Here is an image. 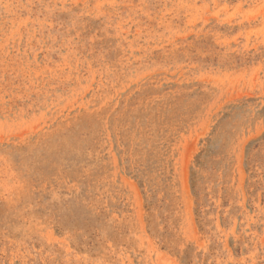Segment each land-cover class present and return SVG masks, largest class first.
I'll return each instance as SVG.
<instances>
[{"label":"rangeland","instance_id":"374dc122","mask_svg":"<svg viewBox=\"0 0 264 264\" xmlns=\"http://www.w3.org/2000/svg\"><path fill=\"white\" fill-rule=\"evenodd\" d=\"M0 264H264V0H0Z\"/></svg>","mask_w":264,"mask_h":264}]
</instances>
